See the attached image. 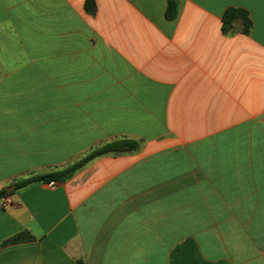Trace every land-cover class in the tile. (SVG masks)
<instances>
[{
    "label": "crops",
    "instance_id": "1",
    "mask_svg": "<svg viewBox=\"0 0 264 264\" xmlns=\"http://www.w3.org/2000/svg\"><path fill=\"white\" fill-rule=\"evenodd\" d=\"M85 3L0 0V110L45 52L63 110L20 134L0 114V264H264V0H180L175 21L166 0ZM118 140L138 147L15 190Z\"/></svg>",
    "mask_w": 264,
    "mask_h": 264
},
{
    "label": "rangeland",
    "instance_id": "2",
    "mask_svg": "<svg viewBox=\"0 0 264 264\" xmlns=\"http://www.w3.org/2000/svg\"><path fill=\"white\" fill-rule=\"evenodd\" d=\"M40 32V35H43V37L51 35V33H48L47 28L45 30L40 29ZM60 36L67 37V30H61ZM49 47L51 48V46ZM42 57H44L46 61L45 69L34 67L30 70L33 78L31 84L33 86H39L36 87L35 90H31L32 86L23 89L19 88L12 96V107L10 109L0 110L1 116L11 119V125L4 126V128L6 130H12L13 134L32 133L34 129L40 127L47 128L48 125L44 126L41 122L39 124L38 122L33 124L31 121L40 118L44 119V123H46L47 119L56 118L63 111L56 110L57 107L53 104L55 100L53 96V86L56 77L52 67L48 65V63L52 61L53 55L51 52H45ZM68 99V95H64V98H62V100L66 102H68ZM26 121H28L27 124Z\"/></svg>",
    "mask_w": 264,
    "mask_h": 264
},
{
    "label": "trees",
    "instance_id": "3",
    "mask_svg": "<svg viewBox=\"0 0 264 264\" xmlns=\"http://www.w3.org/2000/svg\"><path fill=\"white\" fill-rule=\"evenodd\" d=\"M180 0H166V12L165 17L168 21H175L179 14ZM85 9L89 14L94 15L96 13V0H86ZM222 25L224 31H228L233 25H242L245 34H249L252 28V20L249 13L240 8H228L222 17ZM138 147V143L128 140H118L103 147H100L86 157L76 162L75 164L67 167L66 169L56 171L49 174L36 175L27 179H22L14 184L15 190L20 191L25 188H29L39 183H50V182H65L70 179L77 171H79L87 162L92 159L102 156L110 152H122L131 151ZM14 192L9 193L7 189L0 190V200L6 196L13 195ZM21 238H14L10 242H16ZM182 247H186L190 253L195 247L193 241H187ZM178 248L176 252H179L181 248ZM195 252V250H194Z\"/></svg>",
    "mask_w": 264,
    "mask_h": 264
},
{
    "label": "built area",
    "instance_id": "4",
    "mask_svg": "<svg viewBox=\"0 0 264 264\" xmlns=\"http://www.w3.org/2000/svg\"><path fill=\"white\" fill-rule=\"evenodd\" d=\"M51 185L55 186V183L52 182ZM1 201H2V206L4 207V209L12 208L16 204L13 195L6 196L2 198Z\"/></svg>",
    "mask_w": 264,
    "mask_h": 264
},
{
    "label": "water",
    "instance_id": "5",
    "mask_svg": "<svg viewBox=\"0 0 264 264\" xmlns=\"http://www.w3.org/2000/svg\"><path fill=\"white\" fill-rule=\"evenodd\" d=\"M7 191H8L9 193H11L9 189H7Z\"/></svg>",
    "mask_w": 264,
    "mask_h": 264
}]
</instances>
